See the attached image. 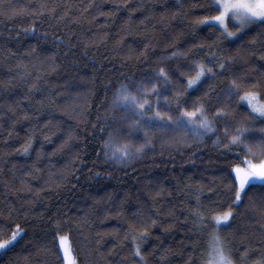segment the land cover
Wrapping results in <instances>:
<instances>
[{"label":"trees","instance_id":"1","mask_svg":"<svg viewBox=\"0 0 264 264\" xmlns=\"http://www.w3.org/2000/svg\"><path fill=\"white\" fill-rule=\"evenodd\" d=\"M210 2L0 0V239L22 229L0 264H64L61 236L74 264H206L213 232L235 264H264V183L236 203L233 180L264 159L241 101L264 102V21L229 39L198 23ZM198 108L207 129L181 123Z\"/></svg>","mask_w":264,"mask_h":264},{"label":"snow or ice","instance_id":"2","mask_svg":"<svg viewBox=\"0 0 264 264\" xmlns=\"http://www.w3.org/2000/svg\"><path fill=\"white\" fill-rule=\"evenodd\" d=\"M209 9H215L216 14L210 16H204L198 23L204 24L208 22H217L219 25L223 26L224 31L227 32L228 36H235L236 33L228 30L227 21L229 18H232L236 21H239L241 27L245 26L246 24L252 23L253 21L260 19L264 21V0H211L210 4L208 5ZM211 71V69H208ZM159 72L166 77L167 73L165 72L164 68H160ZM205 72V67L203 64L199 66V70L197 71L195 76L188 78V87H191L195 84L201 76ZM235 84V81H233ZM153 89L156 88V85L153 84ZM256 94L252 92H246L242 99H248L249 103H251L252 99L255 98ZM117 102H122L125 107H129L133 110L144 109L145 105L148 104L147 100L141 102L140 98L136 95L132 94L128 91L125 86H121V90L117 95ZM253 109L256 112L261 113L264 115V104L259 106L253 105ZM197 113L202 114L201 109H196L195 111H186L184 115H186L189 120L188 121H181L184 126H187L189 123H195L192 119L196 117ZM156 117L162 118V114L157 111L154 114ZM167 119L170 121L172 120L171 116H168ZM200 125L207 129L209 125L205 120L199 121ZM240 140L239 136H233L232 141L237 142ZM106 143H110L106 142ZM143 147V146H141ZM127 145L120 147L113 151L112 155L117 157L118 153L120 156H126L127 153ZM27 151V147L24 149ZM139 150V149H138ZM251 151V149H249ZM246 167H240V165H236L233 169L234 177L233 180L236 184L235 188V201L240 202L241 196L243 193L246 192L247 188L252 185L255 181L264 182V159L260 160L259 162H254L250 160H246ZM199 216L200 214L197 213ZM233 216V210L229 208L228 210L217 213L212 217V220L215 222L216 228H219L222 221H229V219ZM201 219H203L201 217ZM155 223V221H153ZM19 225H16V230H14L8 239H0V249H6L10 245H12L17 237L20 235ZM146 231V230H145ZM66 238H61V243L63 244ZM209 259L207 264H235L234 260L232 259L231 255L226 252L225 246L220 238V236L213 232L211 234V239L209 241ZM136 254L139 255L140 248L139 245L136 247ZM65 259L68 261V264H74V259L72 258L69 250L65 247L64 253Z\"/></svg>","mask_w":264,"mask_h":264},{"label":"rangeland","instance_id":"3","mask_svg":"<svg viewBox=\"0 0 264 264\" xmlns=\"http://www.w3.org/2000/svg\"><path fill=\"white\" fill-rule=\"evenodd\" d=\"M261 21H262V20L257 19V20H255V21H253L252 23L246 24L245 26L241 27L239 21H236V20H234V19H232V18H229L228 21H227V24H228V30H229V31H232V32H235V33H236L235 36H228V35H227V32L224 31L223 26H222V25H219L217 22H208V23H204V24H213V25H216V26L220 27V28L224 31V33L226 34V36H227L229 39H234V38L238 37L243 31H245L246 29H248L252 24L257 23V22H261ZM233 28H234V29H233ZM196 83H197V82H196ZM194 85H195V84H193L192 86H194ZM192 86H191V87H192ZM243 96H244V95H243ZM243 96H242V97H243ZM242 97H241V101H242V103H243L244 105L248 106L249 109H250L254 114L258 115L259 117L264 118V115H262V114L259 113V112L254 111V109H253V105H257V106H259V105H261V104H264V102H262V101L259 100V98H258L257 95L255 96V98L252 99L251 103H249L248 99H242ZM192 119L195 121V123H194V124H193V123H189V124H188L189 126L193 127L195 130H196V129H199V130L204 129V128L200 125V123H199V121L204 120L202 117L196 115V117H194V118H192ZM188 120H189V118L186 117V118H185V121H188ZM197 125H199V126H197ZM242 168H243V167H242ZM233 172H234V171H233ZM253 183H264V182L255 181V182H253ZM235 202H236V201H235ZM236 203H238V202H236ZM230 219H231V218H230ZM230 219H229V220H230ZM228 222H229V221H222V222H221V225L227 224ZM221 225H220V226H221ZM62 237H64V236H61V237L59 238V244H60V248H61L62 255H63V259H64V264H68V261L65 259V256H64V253H65V247L68 248V250H69V252H70L72 258H73V254H72V251H71V245H70V241H69V239L66 238V237H64V238H66V239H65L64 243L62 244V243H61V238H62ZM3 250H4V249H0V252L3 251ZM225 250H226V249H225ZM209 251H210V247H209ZM226 252H227V251H226ZM208 254H209V253H208ZM208 259H209V255H208V258H207V260H206V264H207Z\"/></svg>","mask_w":264,"mask_h":264}]
</instances>
